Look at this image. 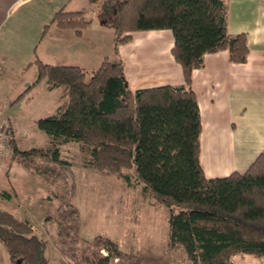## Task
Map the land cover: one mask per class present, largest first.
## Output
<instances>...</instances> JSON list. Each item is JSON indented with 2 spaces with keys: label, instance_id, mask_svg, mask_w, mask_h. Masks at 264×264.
I'll use <instances>...</instances> for the list:
<instances>
[{
  "label": "trees",
  "instance_id": "16d2710c",
  "mask_svg": "<svg viewBox=\"0 0 264 264\" xmlns=\"http://www.w3.org/2000/svg\"><path fill=\"white\" fill-rule=\"evenodd\" d=\"M90 1L113 9L115 55L120 44L130 43L133 32L169 29L170 52L181 67L183 83L131 90L121 57L104 58L91 70L36 59L23 69L34 64V81L44 79L48 89L59 92L55 112L35 122L50 138L49 146L21 151L11 139L12 154L20 155L17 161L26 166L34 157L65 166L68 161L60 159L57 145L78 142L86 148L92 169L110 174L131 170L129 175L141 183L143 195L166 210V245L183 248L193 264H230L232 251L264 260V149L240 174L204 177L199 161L201 120L191 71L201 68L206 53L226 50L228 61L243 63L248 52L243 34L227 33L226 4L222 0ZM88 12L87 7L71 12L59 8L49 23L80 36L91 22L85 17ZM0 198L9 200L10 194L0 191ZM66 205L57 215L59 235L68 219L78 232V210L69 202ZM92 241L114 259L122 254L107 238L95 236ZM0 245L8 264L48 262L47 243L35 227L2 207ZM82 257L83 264L108 260L98 250Z\"/></svg>",
  "mask_w": 264,
  "mask_h": 264
},
{
  "label": "rangeland",
  "instance_id": "374dc122",
  "mask_svg": "<svg viewBox=\"0 0 264 264\" xmlns=\"http://www.w3.org/2000/svg\"><path fill=\"white\" fill-rule=\"evenodd\" d=\"M61 3L63 0L29 1L13 12L0 14V117L7 120L9 131L8 142L0 151V191L10 194L9 200L0 198V207L35 227L47 243V264H83L82 256L95 250L107 256V264H193L183 248L166 245V210L151 196L143 195L141 183L129 175L131 170L110 174L92 169L86 148L78 142L57 145L60 159L68 161L65 166L39 157L26 166L17 161L20 155L12 154V140L21 151L49 146L50 138L35 122L52 115L58 105V89H48L44 79L34 81V64L23 68L36 59L56 65L65 60L67 65L92 68L108 49L113 9L90 1L85 17L91 22L83 34L76 36L72 31L70 40L58 41L49 21ZM102 25L109 32H102ZM67 202L78 210V232L68 219L63 222L65 232L59 235L57 215ZM95 236L111 240L122 254L114 259L105 248L97 249L100 247L92 241ZM229 255L230 264L247 263L246 255L241 262L233 251ZM248 261L257 264L255 259Z\"/></svg>",
  "mask_w": 264,
  "mask_h": 264
},
{
  "label": "crops",
  "instance_id": "0c3cea01",
  "mask_svg": "<svg viewBox=\"0 0 264 264\" xmlns=\"http://www.w3.org/2000/svg\"><path fill=\"white\" fill-rule=\"evenodd\" d=\"M29 1L36 0H0V14L13 12ZM222 1L226 4L227 33L243 34L248 52L243 63L228 61L226 50L206 53L201 68L191 71V86L201 120L199 161L204 177L240 174L264 149V0ZM89 3L90 0H63L59 8L80 11ZM103 26L102 32H109ZM53 29L57 40L68 41L74 34L71 30ZM109 37L103 59L121 57L129 89L183 83L181 67L170 52L173 40L169 29L133 32L130 43L117 47L118 55L113 54L111 34ZM95 63L92 68L73 65L91 70L99 65L97 60ZM62 64L67 65L65 60L57 63ZM247 257L249 264L252 257ZM252 259L264 264L262 259ZM0 264H8L1 245Z\"/></svg>",
  "mask_w": 264,
  "mask_h": 264
},
{
  "label": "built area",
  "instance_id": "2783aa9c",
  "mask_svg": "<svg viewBox=\"0 0 264 264\" xmlns=\"http://www.w3.org/2000/svg\"><path fill=\"white\" fill-rule=\"evenodd\" d=\"M7 123V120H4L0 117V151L5 147L6 143L8 142V140H6V137L8 136L7 133H9Z\"/></svg>",
  "mask_w": 264,
  "mask_h": 264
}]
</instances>
